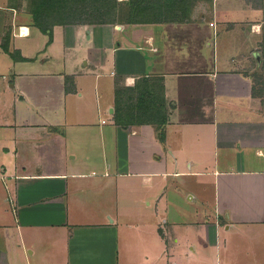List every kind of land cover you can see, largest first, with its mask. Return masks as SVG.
Returning a JSON list of instances; mask_svg holds the SVG:
<instances>
[{"label":"crops","instance_id":"crops-1","mask_svg":"<svg viewBox=\"0 0 264 264\" xmlns=\"http://www.w3.org/2000/svg\"><path fill=\"white\" fill-rule=\"evenodd\" d=\"M32 2L0 0V264H264V0L51 41Z\"/></svg>","mask_w":264,"mask_h":264},{"label":"trees","instance_id":"trees-1","mask_svg":"<svg viewBox=\"0 0 264 264\" xmlns=\"http://www.w3.org/2000/svg\"><path fill=\"white\" fill-rule=\"evenodd\" d=\"M143 1L145 0L137 1L131 13L132 17L128 21L129 23L155 21L149 17L143 18L147 8L149 10L153 9L152 6L145 5ZM170 1L172 5L177 3V0ZM35 2L36 7L33 8L34 17L38 26L49 33L50 41L53 39V27L55 24L116 22L111 16L112 12L110 9H115L117 5L115 3L108 6L106 4L108 0H35ZM168 4V2L165 3V5ZM104 8L108 10L109 14Z\"/></svg>","mask_w":264,"mask_h":264},{"label":"rangeland","instance_id":"rangeland-1","mask_svg":"<svg viewBox=\"0 0 264 264\" xmlns=\"http://www.w3.org/2000/svg\"><path fill=\"white\" fill-rule=\"evenodd\" d=\"M136 1V2H135ZM138 0H108L106 3L108 6L116 3L117 7L111 8V16L116 21L115 25L119 23L123 25H134L137 23H129L128 21L131 19V13L134 10ZM200 1H206V3H211L212 0H177L176 4L172 5L170 0H145V5H150L153 9H144L145 14L143 18L149 17L154 19L155 21L160 20H189L191 16V12H193V8L196 3ZM169 3L165 5V3ZM33 8L36 7V2L33 0L32 2ZM138 7V6H137ZM107 12L108 10L104 8ZM109 14V12H108ZM109 17V16H108ZM183 44V43H181Z\"/></svg>","mask_w":264,"mask_h":264}]
</instances>
